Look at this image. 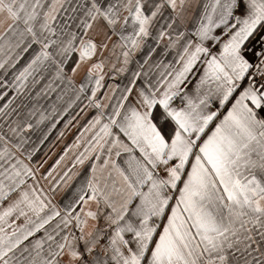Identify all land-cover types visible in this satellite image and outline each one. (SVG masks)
I'll return each instance as SVG.
<instances>
[{
    "label": "snow or ice",
    "instance_id": "6c2138e0",
    "mask_svg": "<svg viewBox=\"0 0 264 264\" xmlns=\"http://www.w3.org/2000/svg\"><path fill=\"white\" fill-rule=\"evenodd\" d=\"M0 264H264V0H0Z\"/></svg>",
    "mask_w": 264,
    "mask_h": 264
}]
</instances>
